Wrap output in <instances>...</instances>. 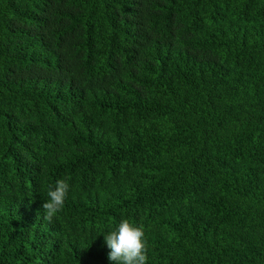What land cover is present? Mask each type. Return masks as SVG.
I'll list each match as a JSON object with an SVG mask.
<instances>
[{
  "label": "trees",
  "instance_id": "16d2710c",
  "mask_svg": "<svg viewBox=\"0 0 264 264\" xmlns=\"http://www.w3.org/2000/svg\"><path fill=\"white\" fill-rule=\"evenodd\" d=\"M123 219L264 264V0H0V264H110Z\"/></svg>",
  "mask_w": 264,
  "mask_h": 264
},
{
  "label": "clouds",
  "instance_id": "9594fccd",
  "mask_svg": "<svg viewBox=\"0 0 264 264\" xmlns=\"http://www.w3.org/2000/svg\"><path fill=\"white\" fill-rule=\"evenodd\" d=\"M69 190L70 185L66 180L56 181L54 189L48 191V199L42 205L45 220L50 222L62 211ZM144 235L142 227L134 226L127 219L121 220L115 230L103 234L110 249L108 253L110 264H146L147 248Z\"/></svg>",
  "mask_w": 264,
  "mask_h": 264
}]
</instances>
